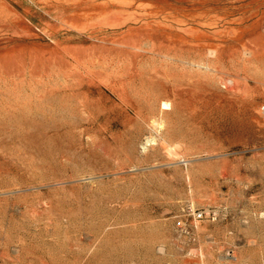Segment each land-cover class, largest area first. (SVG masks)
I'll return each instance as SVG.
<instances>
[{"label": "rangeland", "instance_id": "1", "mask_svg": "<svg viewBox=\"0 0 264 264\" xmlns=\"http://www.w3.org/2000/svg\"><path fill=\"white\" fill-rule=\"evenodd\" d=\"M263 104L264 0H0V264H264Z\"/></svg>", "mask_w": 264, "mask_h": 264}, {"label": "built area", "instance_id": "2", "mask_svg": "<svg viewBox=\"0 0 264 264\" xmlns=\"http://www.w3.org/2000/svg\"><path fill=\"white\" fill-rule=\"evenodd\" d=\"M262 109L264 110V104L262 105ZM203 216V212L198 213V217H202Z\"/></svg>", "mask_w": 264, "mask_h": 264}, {"label": "bare ground", "instance_id": "3", "mask_svg": "<svg viewBox=\"0 0 264 264\" xmlns=\"http://www.w3.org/2000/svg\"><path fill=\"white\" fill-rule=\"evenodd\" d=\"M169 103H164L163 106H167L168 107Z\"/></svg>", "mask_w": 264, "mask_h": 264}]
</instances>
